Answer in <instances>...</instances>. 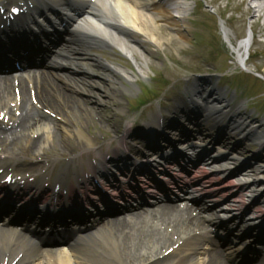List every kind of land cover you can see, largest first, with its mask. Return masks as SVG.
Wrapping results in <instances>:
<instances>
[{
    "label": "bare ground",
    "instance_id": "1",
    "mask_svg": "<svg viewBox=\"0 0 264 264\" xmlns=\"http://www.w3.org/2000/svg\"><path fill=\"white\" fill-rule=\"evenodd\" d=\"M164 3L161 4L160 7L155 8L154 12L144 13L143 8H139L137 13H133L131 18L126 16L124 19V11L125 9L118 7V12L121 13L120 17L116 15L113 10L106 11L109 14L110 23L113 24L112 28L115 30V33L122 34L123 38H116L112 34L96 32L91 34L93 37L86 47L91 46L100 49L101 51L109 50L111 52L112 57L115 58H123L126 56L127 58H131L134 60L135 69L137 70V76L129 75V73L125 72L126 78H123L115 68L108 66L101 62L99 56L90 54L89 48H83L82 51H79L77 54H82V60L84 58L89 59L91 65L95 67V69H91V66L80 65L79 68L76 66L77 63H68L64 62V64H56L55 65L61 67L63 65H67L71 74H79L81 72L82 75H86L89 79H94L96 76L100 78L101 82L98 84H102V92L111 98H117V94L122 93L121 90H125L128 93L133 92L134 80H139L140 78H144L147 73L146 67H153L154 63L151 61L148 63L146 58H150L152 60L157 61L161 53L166 54L167 48L172 47V41H175L179 46L181 44L187 43L189 41L188 35L191 33L187 28L185 21L181 18L180 20L175 19L173 12H181L184 9L181 1L178 0V3H175V0H163ZM234 2L240 1L239 5L245 7V14L249 17L255 18L256 21H260L262 17H264V0H232ZM223 0H211V4L218 7L221 12L220 15L223 16L226 14V9L222 7ZM171 4L176 6L175 8H171ZM233 5L234 3L231 2ZM135 10L138 7L134 6ZM175 10V11H174ZM230 19L229 17L227 18ZM124 20V21H122ZM231 20V19H230ZM128 23L129 26L125 27ZM124 26V27H123ZM165 27L166 31L162 29ZM226 37L228 36L227 30L224 31ZM125 37V38H124ZM249 42L245 43L244 48L247 49L249 46ZM241 50L237 53L238 57L240 56ZM109 54V53H108ZM106 56H109L106 54ZM78 59V57H77ZM90 67V68H89ZM119 72V73H118ZM140 77V78H138ZM39 80L41 81V85L43 87L35 86V100L37 104L34 105L31 102L29 90H25L23 87L19 94H22V98L18 99L17 95L14 93H6V91L10 90V83L3 82L1 84L2 88L0 89V115H4L2 119H0L1 125H11V129L8 131L9 139L12 138L14 141V145L23 150L25 146L30 147V151H34L37 147L40 149L41 142L43 140L52 141L55 144L54 150H51V154H55L57 156L61 155L62 152H68L64 150L67 147V138L70 137L71 131L74 129V121L81 122L83 125V121H87L88 117H90V111L88 107H86L87 99L83 96L82 99H78V97L69 94L67 90H72L73 92L80 95H92V91L90 90V86L87 88L83 86L86 84H78V81L73 82V86L71 87L67 82L65 84H61V87L57 84L56 81H53V78L50 75H42L39 76ZM12 88V87H11ZM217 97L219 96V100H222L220 104L224 103L226 99V95L215 94ZM33 97V96H32ZM215 97V96H214ZM30 100V103H29ZM56 100V101H55ZM20 101V107L24 111L22 112V118L13 116V109L9 106L14 104L17 106V102ZM117 105H119V113L122 114L124 112L123 103L117 100ZM191 103H193L191 101ZM29 104V106H27ZM175 105V104H172ZM184 105H178L174 108L176 114H181L185 111ZM230 106H226L223 109L221 114L224 118H228L231 111H228ZM44 111L52 112L51 115H54L55 124L48 125L45 124L46 121H43V124H39L41 120L34 119L36 116V112H41L42 115L47 119ZM241 108L238 109L237 112H240ZM226 112L224 115L223 113ZM190 114H188L189 116ZM31 117V118H30ZM205 117V115H204ZM207 117V115H206ZM30 119H34L30 121ZM212 121L216 122L212 116ZM153 121V120H152ZM240 128V126H239ZM79 133H82L80 130ZM197 135H201L198 130L195 131ZM226 141V137L223 138ZM87 141L86 144L88 147L92 146V142ZM45 142V141H44ZM74 145V144H73ZM72 146L68 145L67 148H71ZM60 148V152L57 149ZM71 151V150H70ZM45 154L47 152L45 151ZM135 235L131 236L134 237ZM130 237V238H131ZM126 240L131 241L127 237ZM124 239V240H125ZM135 240V239H134ZM117 242V241H116ZM163 241H158L156 243H149L146 246H142V244L135 245L136 250L130 251V255L133 258V262L131 264H154V259L157 258L163 252ZM121 249V248H119ZM5 249H0V264H11V261L7 259L6 255L1 251ZM117 255V257H116ZM123 255V253H122ZM117 261H120V254L114 253L112 255ZM124 256V255H123ZM187 259V258H186ZM126 264V263H122Z\"/></svg>",
    "mask_w": 264,
    "mask_h": 264
},
{
    "label": "rangeland",
    "instance_id": "2",
    "mask_svg": "<svg viewBox=\"0 0 264 264\" xmlns=\"http://www.w3.org/2000/svg\"><path fill=\"white\" fill-rule=\"evenodd\" d=\"M210 11V9H208V12ZM215 11V10H214ZM211 12V11H210ZM240 15L235 17V20H233L230 24V26L232 28H234V31L237 32V29H240V28H243V29H246L248 26L247 24L243 26V24L238 21L237 19H239ZM251 20V19H250ZM256 24H253L251 25L254 26L255 25V28L256 29V32L259 33V32H263L264 33V20H260V21H256L254 20ZM263 23V25H262ZM216 24L218 25V22L216 21ZM189 38V43L186 47H183L184 44L182 45H178L176 44L175 41H172V47H166L167 48V51H166V54L164 53H161L159 56L160 58L155 61V60H152L150 58H146V61H148V63L151 61V63H154V66L148 70L149 67H146L148 72H147V75L149 76V78H152L153 76H155V73H160L162 74V76L165 78V79H168V80H171L172 77H174L178 72H180V70L184 69L188 64L189 66H200V63H196L194 61H192L189 57V55L191 54H199L200 52L203 54V55H206V59L207 61L212 64L213 66V63L217 66H219V59H212L211 58V55H209V52L211 51H208V49H206L205 47L203 48L202 43L199 42V39H201V34H198L197 38H195L194 40L190 39V37L188 36ZM255 40H259V37L258 36H254ZM221 39V38H220ZM218 39L219 41H222ZM200 41H204L203 40H200ZM216 42V41H215ZM217 43V42H216ZM220 45H222L220 43ZM182 46V47H181ZM189 46V47H188ZM217 48L219 47V45H217ZM205 51H204V50ZM185 50H187L186 52H184ZM164 54V56H162ZM100 55V54H99ZM223 55V54H221ZM100 58H102L100 56ZM167 58H169V62L171 63H168L167 62ZM175 59V60H173ZM201 59H199L198 61H201ZM212 62H211V61ZM102 61L107 64L108 66H112V67H118V68H122L124 69V66L122 65V63H118V62H111V61H107L105 59H102ZM182 62V64L178 63V62ZM130 63L128 64V67L129 68H133L134 64L129 61ZM178 65V66H177ZM187 66V67H189ZM214 67V66H213ZM222 70V69H221ZM154 74V75H153ZM83 76V75H82ZM81 75H79L78 77L80 78H83ZM151 76V77H150ZM157 76V75H156ZM237 76V75H235ZM240 77H234V80H238ZM86 80L87 84L88 85H91L90 86V90L92 91V95L88 96V95H80L78 96L77 94H74V96L76 97H85V99L88 98L87 100V104H86V107H88V110L90 111V119H88V121H83V125L81 124V122H76L74 121V125L75 127L74 128H84L85 130L87 131H94L96 130L98 127H106L108 128L109 126H107L108 122H106V120H109L112 116H116L115 112H113L114 108L116 107L117 105V100H121L120 98L123 97L125 98L126 101H131L135 98V100H137L138 96L140 95V92L136 91L137 95L136 96H133V95H127L126 93H124L122 96H121V93L117 94V98H111L110 96L107 97L103 92H102V84H98V82H101L100 78L99 77H95L94 79H86V78H83ZM79 80H82V79H79ZM147 80V78L145 79ZM211 81L213 82V85L216 83L215 81V78H211ZM219 83V81H218ZM147 86H149L147 84ZM89 86H87L88 88ZM238 89L240 91H242V88L240 86H238ZM250 90V88L248 89ZM124 90H122L123 92ZM238 97V101L241 102L243 99H241L239 96ZM95 117L96 119H99V123L98 125L96 124H93L94 120H95ZM89 118V117H88ZM93 121V122H92ZM262 122H259L258 125L259 127L261 126V123L264 125V119L261 120ZM115 122V121H114ZM98 126V127H97ZM263 128V126H262ZM77 134L75 133V130L74 132H72L71 134V139H76L77 137ZM72 139V141H73ZM45 141V142H44ZM68 142V145L71 143L67 140ZM55 143L52 142V141H47V140H43L41 142V146H40V149L41 151H46L47 153L50 152L51 149L54 148V145ZM25 147H29L28 145L25 146ZM40 149H38L40 151ZM54 150V149H53ZM60 148L57 149V151H59ZM41 152V153H42ZM40 153V154H41ZM262 157H264V153L262 154ZM263 166H264V163L262 162Z\"/></svg>",
    "mask_w": 264,
    "mask_h": 264
}]
</instances>
